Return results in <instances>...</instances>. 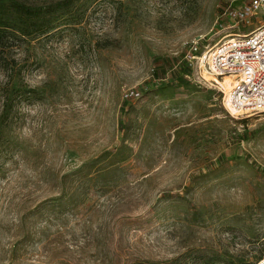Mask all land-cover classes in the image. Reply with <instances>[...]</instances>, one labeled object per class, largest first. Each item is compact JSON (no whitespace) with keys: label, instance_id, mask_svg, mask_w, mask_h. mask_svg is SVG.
Wrapping results in <instances>:
<instances>
[{"label":"rangeland","instance_id":"obj_1","mask_svg":"<svg viewBox=\"0 0 264 264\" xmlns=\"http://www.w3.org/2000/svg\"><path fill=\"white\" fill-rule=\"evenodd\" d=\"M18 1L36 22L0 0V264L261 258L264 112L231 113L186 56L264 6L232 27L242 0Z\"/></svg>","mask_w":264,"mask_h":264},{"label":"built area","instance_id":"obj_2","mask_svg":"<svg viewBox=\"0 0 264 264\" xmlns=\"http://www.w3.org/2000/svg\"><path fill=\"white\" fill-rule=\"evenodd\" d=\"M263 6L264 0L232 2L222 16L235 27L249 22ZM202 39L193 40L186 57L197 60L201 73L214 79L227 110L241 115L264 112V23L248 32L225 35L205 49L200 47ZM227 77L232 81L228 89L223 86ZM141 94L138 89L127 90L124 97L136 99ZM253 264H264V256Z\"/></svg>","mask_w":264,"mask_h":264},{"label":"trees","instance_id":"obj_3","mask_svg":"<svg viewBox=\"0 0 264 264\" xmlns=\"http://www.w3.org/2000/svg\"><path fill=\"white\" fill-rule=\"evenodd\" d=\"M10 6H11V9H12L11 10L12 14H18V15L22 16V18L24 19V23L26 24L25 26H22L21 28H17V29L22 31L23 34H28L30 27L34 26L33 23L36 22L35 14H33L31 12V8L30 7H28L24 3L19 2L18 0H11ZM7 19L8 18L4 19V18H2V16H0V27H7L9 25L8 22H7ZM2 60H3V56H0V63H2ZM2 65L3 64H0V66L3 67L4 69H6L7 72L11 73V75H13L15 73V70H14L15 68L14 67H8V64H5L4 66H2ZM6 102H8V104H6L8 107L9 106L10 107L13 106L14 98L12 97L11 93L7 94ZM261 258H259V259H261ZM253 263H251V264H253Z\"/></svg>","mask_w":264,"mask_h":264},{"label":"bare ground","instance_id":"obj_4","mask_svg":"<svg viewBox=\"0 0 264 264\" xmlns=\"http://www.w3.org/2000/svg\"><path fill=\"white\" fill-rule=\"evenodd\" d=\"M232 84V81L229 77L226 78V82L223 84V86L228 89Z\"/></svg>","mask_w":264,"mask_h":264}]
</instances>
